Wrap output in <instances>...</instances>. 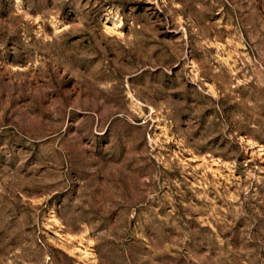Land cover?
Here are the masks:
<instances>
[{"label": "rangeland", "instance_id": "374dc122", "mask_svg": "<svg viewBox=\"0 0 264 264\" xmlns=\"http://www.w3.org/2000/svg\"><path fill=\"white\" fill-rule=\"evenodd\" d=\"M0 264H264V0H0Z\"/></svg>", "mask_w": 264, "mask_h": 264}]
</instances>
